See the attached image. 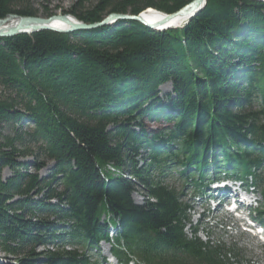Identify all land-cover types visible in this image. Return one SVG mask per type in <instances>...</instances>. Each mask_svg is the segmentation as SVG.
Segmentation results:
<instances>
[{
	"label": "trees",
	"instance_id": "1",
	"mask_svg": "<svg viewBox=\"0 0 264 264\" xmlns=\"http://www.w3.org/2000/svg\"><path fill=\"white\" fill-rule=\"evenodd\" d=\"M192 1L99 0L81 12L82 0L63 15L96 24ZM9 15L38 11L29 0H0V20ZM167 84L173 92L161 98ZM0 89L1 253L17 264H95L86 250L104 241L117 260L233 264L223 245L186 235L189 206L163 178L173 166L201 188L212 168L252 177L264 196V3L207 0L183 28L162 32L119 22L0 39ZM145 119L172 126L150 134ZM139 150L149 154L144 166Z\"/></svg>",
	"mask_w": 264,
	"mask_h": 264
},
{
	"label": "rangeland",
	"instance_id": "2",
	"mask_svg": "<svg viewBox=\"0 0 264 264\" xmlns=\"http://www.w3.org/2000/svg\"><path fill=\"white\" fill-rule=\"evenodd\" d=\"M82 0H29L32 8L38 11V17L45 18L44 12L46 9L49 11L55 12L58 15H63L64 12L71 11L76 7ZM99 0H84L83 6L79 8V11L85 12L94 6L97 5ZM21 5L15 6L14 9H21ZM182 28V27H181ZM176 30V29H171ZM1 92V89H0ZM160 97H164L168 94H172L173 88L171 84L164 85L160 88ZM26 124L23 125V129L26 128ZM144 129L148 133H157L159 131H166L171 128L172 125L167 124L164 121H143ZM136 132H139V128H135ZM148 151L139 150L138 151V163L140 166L146 165L147 161L144 158H148ZM30 163L34 162V159L30 157L27 160ZM47 167L43 169L39 175L41 178L48 176L52 169L54 168L53 163H47ZM168 164H163L162 168ZM169 167V166H167ZM169 173L166 177L163 178L165 185L171 189L177 190V192H182V196H186V200L189 203L191 208L190 215V225L185 228V233L188 237L192 236V231L197 230L198 237L206 243H211L214 245L221 244L223 245L230 253L231 262L233 264H264V249L258 247V241L253 240V238L247 234L243 233L242 229L233 228L231 225L226 227L225 224L228 222V218L224 215H219L213 212V207H210L209 210L203 211L200 206L201 202L194 200L193 196L195 190L191 187V183L183 184L178 174L176 167L170 166ZM210 173L208 174L209 178L212 176V168H210ZM110 172L114 173L115 171L110 169ZM167 171V169H166ZM167 173V172H166ZM4 178L10 177V173L6 170L3 174ZM116 177L119 176L117 173ZM140 191V189H138ZM256 199H259L262 203V198L259 195H256ZM133 200L137 205L144 204V198L142 193L134 194ZM261 203L255 204L254 207H260ZM205 214V215H202ZM103 217L100 220V223H109L112 220L111 216L102 215ZM118 229V228H117ZM110 234L113 233V236L116 235V228L110 227ZM263 231V230H262ZM264 236V235H263ZM255 242V243H254ZM70 249V248H68ZM45 250H53L51 247L45 249L44 247H39L37 249L38 253H44ZM87 255L90 257V262H98L99 264H116L115 260L111 257L110 246L107 244H101L100 250L97 249H88L86 250ZM234 254L239 255L240 257L234 259ZM17 260L12 256H5L0 252V264H17Z\"/></svg>",
	"mask_w": 264,
	"mask_h": 264
},
{
	"label": "water",
	"instance_id": "3",
	"mask_svg": "<svg viewBox=\"0 0 264 264\" xmlns=\"http://www.w3.org/2000/svg\"><path fill=\"white\" fill-rule=\"evenodd\" d=\"M264 3V0H253ZM207 3V0H193L185 5L183 8L172 14H166L164 12L155 9L154 12L162 14L163 17L154 24H149L145 17L144 12L138 15L132 14H110L104 18L100 23L86 24L75 18L72 15H55L48 18L43 17H22L18 15H9L5 19L0 20V29L4 23L8 21H18L16 27L0 32V39L13 38L18 35H32L42 31H51L60 34H72L75 32H89L98 29H102L108 26H115L119 22H138L147 28L154 31H167L172 29L170 26L174 22L182 21L183 25H186L190 20L194 19L199 13L203 11ZM154 9V8H152ZM61 21L68 26V29L56 28L53 25L54 22ZM9 177V176H8Z\"/></svg>",
	"mask_w": 264,
	"mask_h": 264
},
{
	"label": "bare ground",
	"instance_id": "4",
	"mask_svg": "<svg viewBox=\"0 0 264 264\" xmlns=\"http://www.w3.org/2000/svg\"><path fill=\"white\" fill-rule=\"evenodd\" d=\"M154 11L155 9L149 8L148 11L144 12V17L149 24H154L163 17L162 14L156 13ZM17 23L18 21H8L7 23H4L2 25V28L0 29V32L8 31L16 27ZM183 24L184 22L178 21V22L172 23L170 26L172 27V29H179L180 27L183 26ZM52 26L63 29V30L68 29V26L63 24L61 21L54 22Z\"/></svg>",
	"mask_w": 264,
	"mask_h": 264
}]
</instances>
